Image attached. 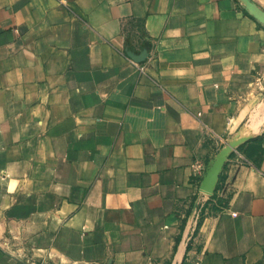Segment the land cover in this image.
Listing matches in <instances>:
<instances>
[{
    "label": "crops",
    "instance_id": "crops-1",
    "mask_svg": "<svg viewBox=\"0 0 264 264\" xmlns=\"http://www.w3.org/2000/svg\"><path fill=\"white\" fill-rule=\"evenodd\" d=\"M0 264H264V0H0Z\"/></svg>",
    "mask_w": 264,
    "mask_h": 264
},
{
    "label": "built area",
    "instance_id": "built-area-1",
    "mask_svg": "<svg viewBox=\"0 0 264 264\" xmlns=\"http://www.w3.org/2000/svg\"><path fill=\"white\" fill-rule=\"evenodd\" d=\"M199 168L201 167V165L199 164V165H197Z\"/></svg>",
    "mask_w": 264,
    "mask_h": 264
}]
</instances>
